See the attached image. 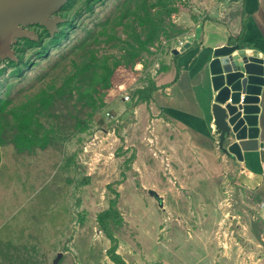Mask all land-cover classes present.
I'll return each instance as SVG.
<instances>
[{
	"label": "rangeland",
	"instance_id": "1",
	"mask_svg": "<svg viewBox=\"0 0 264 264\" xmlns=\"http://www.w3.org/2000/svg\"><path fill=\"white\" fill-rule=\"evenodd\" d=\"M127 1L71 0L61 11L73 19L67 37L43 56L35 47L25 49L30 65L0 74L6 108L54 78L59 87L64 76L74 74L72 61L87 50L79 45L105 38L99 32L103 24L112 26ZM203 1L169 0L168 9L177 12L169 16L166 7L155 15L157 22L164 20L165 32L149 45L151 53L115 70L110 88L96 95L102 93L103 107L97 103L101 107L91 110L76 92L52 105L43 129L50 134L46 149L20 153L9 128L0 135V264H264L260 202L234 184L209 181L187 161L167 159L164 145L151 135V121L146 126L141 110H134L132 95L173 55L187 23L204 16ZM117 30L126 37L122 26ZM43 38L48 39L44 33ZM111 44L102 43L99 54L120 57L122 51ZM23 45L21 39L15 48ZM106 112L120 116L121 123L107 120ZM78 119L84 122L78 125ZM112 199L120 219L102 224L99 214Z\"/></svg>",
	"mask_w": 264,
	"mask_h": 264
},
{
	"label": "crops",
	"instance_id": "2",
	"mask_svg": "<svg viewBox=\"0 0 264 264\" xmlns=\"http://www.w3.org/2000/svg\"><path fill=\"white\" fill-rule=\"evenodd\" d=\"M200 5L204 16L187 23L188 31L175 41L173 55L151 77L157 87L151 102H134V110L136 114L141 110L146 126L151 121V135L164 145L167 159L195 165L209 181L240 187L260 202L264 214V86L257 115L262 147L244 151L238 160L218 145L212 114L216 92L209 69L215 49L237 47L263 60L264 79V0H204ZM179 40L189 44L183 52Z\"/></svg>",
	"mask_w": 264,
	"mask_h": 264
},
{
	"label": "trees",
	"instance_id": "3",
	"mask_svg": "<svg viewBox=\"0 0 264 264\" xmlns=\"http://www.w3.org/2000/svg\"><path fill=\"white\" fill-rule=\"evenodd\" d=\"M169 0H128L123 3L120 14L113 19V25L109 26V22H105L100 30V34L105 35L103 39H99L96 43L83 41L79 47L87 50L82 54L80 60H73L72 66L75 69L74 74H68L63 77V83L57 87L55 78L52 83L41 87L32 96L27 98L20 104L6 108L8 101L0 99V135L11 131V141L20 153H32L35 148L46 149L48 147L49 132H43L45 121L50 122L51 106L56 102L74 97L76 92L78 101L84 102L91 110H96L103 107V99L100 96L112 85L111 78L115 70L122 64L134 65L139 60L143 53L148 52L149 45L155 38H159V31L165 32L163 26L164 20L161 18L158 22L155 15L159 16L164 11L167 15L177 12L176 8L168 9ZM71 0L62 8L69 9ZM160 7L156 12L153 9ZM167 7V9H165ZM165 9V10H164ZM164 10V11H162ZM66 20L59 24L58 31L51 35L45 28L37 26L42 30L39 33V39L32 41L22 39L24 45L16 48L18 60H4L0 64V74L8 67H13L14 73H20L23 66H29L30 63L25 62L23 54L25 49L35 47L38 49L37 55L43 56L49 48L60 44L68 35V29L73 27V19H69L67 15H62ZM123 27V33L126 37L123 38L119 34L117 27ZM43 33L46 35L47 41H44ZM146 36V37H145ZM108 48H116L122 51L120 57L109 56L108 54H99L101 44L109 45ZM49 44L47 46L46 44ZM92 44L98 47H92ZM88 46V47H87ZM100 46V47H99ZM22 53V54H21ZM112 57V60L110 58ZM157 89L155 82L150 78L148 84L143 88H139L132 95L135 105L141 103L149 104L152 99L153 92ZM102 92L97 97L98 92ZM101 103V106L97 105ZM95 115L91 114L89 120ZM8 116L12 117L8 119ZM84 121L78 119L77 124L80 125ZM110 207L99 214V220L105 224L108 220L119 218L120 214L115 208L117 199L111 200ZM114 254V253H113ZM116 262H120L119 256H113ZM122 264V263H121Z\"/></svg>",
	"mask_w": 264,
	"mask_h": 264
},
{
	"label": "water",
	"instance_id": "4",
	"mask_svg": "<svg viewBox=\"0 0 264 264\" xmlns=\"http://www.w3.org/2000/svg\"><path fill=\"white\" fill-rule=\"evenodd\" d=\"M70 0H0V64L18 60L16 45L21 39H39L33 28L41 26L51 35L66 18L62 8ZM187 43L180 51L183 52ZM175 54L178 50L174 51ZM263 60L247 50L222 46L215 49L209 63L216 92L212 105L215 133L222 152L243 159V152L257 149L259 143V96L264 86ZM158 201L162 198L149 190Z\"/></svg>",
	"mask_w": 264,
	"mask_h": 264
},
{
	"label": "built area",
	"instance_id": "5",
	"mask_svg": "<svg viewBox=\"0 0 264 264\" xmlns=\"http://www.w3.org/2000/svg\"><path fill=\"white\" fill-rule=\"evenodd\" d=\"M184 41H180V45L183 44ZM105 117L107 120L114 122L115 124L119 123V118L118 116H114L110 112H106ZM262 206H264V200L261 202Z\"/></svg>",
	"mask_w": 264,
	"mask_h": 264
},
{
	"label": "flooded vegetation",
	"instance_id": "6",
	"mask_svg": "<svg viewBox=\"0 0 264 264\" xmlns=\"http://www.w3.org/2000/svg\"><path fill=\"white\" fill-rule=\"evenodd\" d=\"M38 26V25H37Z\"/></svg>",
	"mask_w": 264,
	"mask_h": 264
}]
</instances>
